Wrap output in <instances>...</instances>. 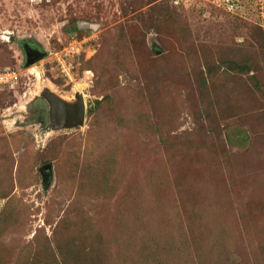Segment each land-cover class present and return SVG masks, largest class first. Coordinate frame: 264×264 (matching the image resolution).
Here are the masks:
<instances>
[{"label": "rangeland", "instance_id": "rangeland-1", "mask_svg": "<svg viewBox=\"0 0 264 264\" xmlns=\"http://www.w3.org/2000/svg\"><path fill=\"white\" fill-rule=\"evenodd\" d=\"M0 264H264V0H0Z\"/></svg>", "mask_w": 264, "mask_h": 264}, {"label": "flooded vegetation", "instance_id": "flooded-vegetation-1", "mask_svg": "<svg viewBox=\"0 0 264 264\" xmlns=\"http://www.w3.org/2000/svg\"><path fill=\"white\" fill-rule=\"evenodd\" d=\"M36 48V45H27L26 50L28 48ZM27 60V55H26ZM56 95H42L36 97L30 106H27V113L22 115L23 119L21 120V124H41L42 127H48L50 129H58V128H68L72 126L73 118H70L69 115L64 114V106L72 105L73 103H69L66 101H61V105H49L47 109L44 101L48 102V99H57ZM44 99V100H41ZM77 103L79 102L77 96L75 97ZM76 103V104H77ZM48 104V103H47ZM60 109V110H59ZM61 111L62 115H59L58 112ZM47 117V118H46Z\"/></svg>", "mask_w": 264, "mask_h": 264}, {"label": "water", "instance_id": "water-1", "mask_svg": "<svg viewBox=\"0 0 264 264\" xmlns=\"http://www.w3.org/2000/svg\"><path fill=\"white\" fill-rule=\"evenodd\" d=\"M27 53V66H30L41 59H43L47 53L44 51H41L36 48H28L26 50ZM77 98L79 102L77 104H72L68 106H64V114H67L70 116V118H73V123L71 127H79V126H84L85 125V120H86V103L83 95L77 93ZM44 100V99H41ZM61 99H48L47 101H44L46 108H49V105L52 104L54 105H61ZM48 103V104H47ZM60 110V109H59ZM59 115H62V112H58ZM47 118V117H46ZM44 175V182H47L48 180H51L52 178V167L51 164H46L43 165L40 169Z\"/></svg>", "mask_w": 264, "mask_h": 264}, {"label": "bare ground", "instance_id": "bare-ground-1", "mask_svg": "<svg viewBox=\"0 0 264 264\" xmlns=\"http://www.w3.org/2000/svg\"><path fill=\"white\" fill-rule=\"evenodd\" d=\"M57 93V91H55L54 89H52V87L51 86H48V87H44L43 89H42V91H41V94H43V95H48V94H53V95H55ZM78 94H81L82 95V93H80V92H78ZM39 96V95H38ZM37 96V97H38ZM77 96V95H76ZM55 97H57V98H59V99H61V100H64V101H66V102H69V103H73V104H76L77 103V101L75 100V99H72V98H70V97H66V96H62V95H56ZM35 101V100H34ZM32 102H33V100L31 101V102H29L30 104H26L25 105V108L27 107V106H30L31 104H32ZM20 119H23L22 118V115H20L16 120H13V122L15 123V124H21L20 122H21V120Z\"/></svg>", "mask_w": 264, "mask_h": 264}, {"label": "trees", "instance_id": "trees-1", "mask_svg": "<svg viewBox=\"0 0 264 264\" xmlns=\"http://www.w3.org/2000/svg\"><path fill=\"white\" fill-rule=\"evenodd\" d=\"M46 164H48V163H46ZM46 164H45V165H46Z\"/></svg>", "mask_w": 264, "mask_h": 264}, {"label": "built area", "instance_id": "built-area-1", "mask_svg": "<svg viewBox=\"0 0 264 264\" xmlns=\"http://www.w3.org/2000/svg\"><path fill=\"white\" fill-rule=\"evenodd\" d=\"M64 71V70H63ZM67 74V73H66Z\"/></svg>", "mask_w": 264, "mask_h": 264}]
</instances>
